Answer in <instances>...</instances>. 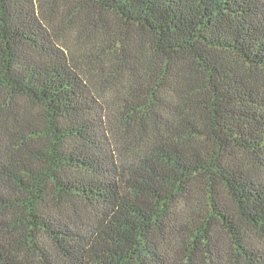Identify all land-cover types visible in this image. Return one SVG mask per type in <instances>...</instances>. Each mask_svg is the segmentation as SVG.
I'll return each instance as SVG.
<instances>
[{"label":"trees","instance_id":"obj_1","mask_svg":"<svg viewBox=\"0 0 264 264\" xmlns=\"http://www.w3.org/2000/svg\"><path fill=\"white\" fill-rule=\"evenodd\" d=\"M0 264H264V0H0Z\"/></svg>","mask_w":264,"mask_h":264}]
</instances>
